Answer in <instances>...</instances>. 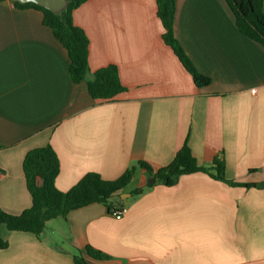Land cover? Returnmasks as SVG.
Masks as SVG:
<instances>
[{"label":"crops","instance_id":"1","mask_svg":"<svg viewBox=\"0 0 264 264\" xmlns=\"http://www.w3.org/2000/svg\"><path fill=\"white\" fill-rule=\"evenodd\" d=\"M157 12L156 0H88L73 12L90 41V77L115 65L127 89L103 101L72 81L68 51L41 12L0 3L1 210L32 207L23 160L47 145L61 192L89 173L116 180L138 162L157 171L185 143L200 166L217 159L226 179L264 183V46L240 33L227 0H176L174 36L211 80L197 87ZM138 174L145 187L150 177L137 168L133 182ZM130 192L120 219L95 203L49 221L40 239L2 227L0 264H74L86 247L109 256L88 264H264V188L198 172Z\"/></svg>","mask_w":264,"mask_h":264},{"label":"trees","instance_id":"2","mask_svg":"<svg viewBox=\"0 0 264 264\" xmlns=\"http://www.w3.org/2000/svg\"><path fill=\"white\" fill-rule=\"evenodd\" d=\"M4 1L7 0H0V3ZM87 1L68 0L67 8L59 14L34 3L20 4L16 1L12 3L18 9H35L41 12L43 24L52 30L54 37L68 51L72 81L75 84L86 82L93 99L111 101L127 91L121 83L118 68L115 65H109L96 70L90 77V41L84 30L73 22V12ZM227 2L235 15L240 33L264 46V0H227ZM156 4L158 18L164 28L165 44L172 49L197 87L208 86L211 83L210 78L196 70L174 36L176 0H156ZM137 168L145 170L154 181L148 182L145 187L131 191L133 197H139L146 189L157 184L173 186L181 176L198 172L233 187L264 188V183L243 184L226 179L223 161L216 159L209 167L200 166L188 144L185 143L172 163L157 171L145 162H138L116 180H104L97 173H89L71 190L61 192L55 185L60 172V161L54 149L47 145L30 150L23 160V172L27 190L32 197V207L19 216L10 215L0 209V249L8 247V243L1 237L2 227H6L9 231L32 233L40 239L49 221L65 219L72 211L95 203L105 205L109 211L122 208L121 196L132 182ZM86 257L96 260L109 259V256L101 251L86 247L83 252L74 255V264H88Z\"/></svg>","mask_w":264,"mask_h":264},{"label":"water","instance_id":"3","mask_svg":"<svg viewBox=\"0 0 264 264\" xmlns=\"http://www.w3.org/2000/svg\"><path fill=\"white\" fill-rule=\"evenodd\" d=\"M16 1L20 4H27V3H34L42 8H45L55 14H59L64 11L68 6V0H12ZM154 179L152 178L150 182H153ZM129 196V194H125Z\"/></svg>","mask_w":264,"mask_h":264},{"label":"rangeland","instance_id":"4","mask_svg":"<svg viewBox=\"0 0 264 264\" xmlns=\"http://www.w3.org/2000/svg\"><path fill=\"white\" fill-rule=\"evenodd\" d=\"M152 178L148 179L147 181H150ZM142 184V177L140 174H138L133 182H132L127 186L126 188V192H130L138 187H140V185Z\"/></svg>","mask_w":264,"mask_h":264},{"label":"built area","instance_id":"5","mask_svg":"<svg viewBox=\"0 0 264 264\" xmlns=\"http://www.w3.org/2000/svg\"><path fill=\"white\" fill-rule=\"evenodd\" d=\"M126 212V209L125 208H122V209H117V208H114L110 211V214L116 218V219H120L122 217V215Z\"/></svg>","mask_w":264,"mask_h":264}]
</instances>
